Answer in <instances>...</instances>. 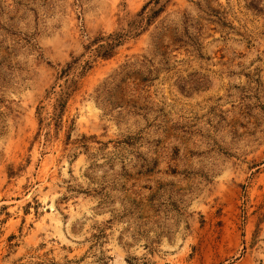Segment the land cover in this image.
Here are the masks:
<instances>
[{"label":"rangeland","instance_id":"1","mask_svg":"<svg viewBox=\"0 0 264 264\" xmlns=\"http://www.w3.org/2000/svg\"><path fill=\"white\" fill-rule=\"evenodd\" d=\"M0 264H264V0H0Z\"/></svg>","mask_w":264,"mask_h":264}]
</instances>
